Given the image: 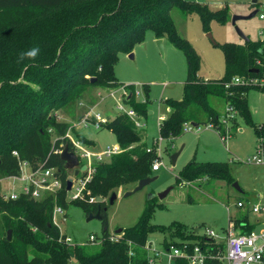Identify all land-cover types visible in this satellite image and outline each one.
Segmentation results:
<instances>
[{"label":"trees","instance_id":"16d2710c","mask_svg":"<svg viewBox=\"0 0 264 264\" xmlns=\"http://www.w3.org/2000/svg\"><path fill=\"white\" fill-rule=\"evenodd\" d=\"M173 6L186 13H198L206 29L210 19L224 22L228 17L227 5L211 9L195 0H0V175H18L19 163L25 160L32 169L55 167L60 178V186L54 193L39 198L24 193L4 198L0 192L4 226L11 229L9 238L7 232L0 235V264H148L145 243L153 230L164 233L166 248L188 240L190 246L198 243L217 250L219 245L211 237L198 233L195 227L179 221L167 226L153 224L150 206L145 207L133 225L122 227L116 240L110 239L105 198L120 186L151 176V164L156 157L154 150L146 149V130L137 128L124 113H116L113 120L104 123L114 132L120 150L94 162V170L83 188L87 198L101 195L104 200L75 199L87 215L100 206L101 237L65 242L59 238L60 229L52 221L54 206L67 208L71 202L66 189L70 175L59 151L60 143L67 140L62 136L70 124L57 119L55 112L68 101L80 98L89 85L107 88L122 85L113 73L117 54L130 52L133 43L143 39L146 27L157 38L166 33L170 42L183 50L187 60L182 97L163 100L171 111L159 122L161 135L174 138L186 120L193 123L213 120L218 123L221 135L230 134L238 122L233 115L228 118L229 126L220 123L223 113L211 102L212 97L219 96L253 126L257 138L264 136V123L252 120L246 98L247 90L255 86L231 82L234 76L264 78L261 42L249 39L245 44L226 43L224 74L216 78L197 74L199 55L176 30L170 15ZM34 47L39 48L35 59H19L21 53ZM228 81L229 86H225ZM143 86L144 99L133 94L125 98L140 117L147 116L149 111L148 86ZM128 87L133 89V83H128ZM74 135L91 144L85 135L78 132ZM196 178L234 181L227 161L192 159L176 175L177 182ZM240 215L236 226L242 231L250 230L255 224L247 219V213ZM171 236L176 239H170ZM172 261L189 264L184 257L176 256Z\"/></svg>","mask_w":264,"mask_h":264},{"label":"rangeland","instance_id":"374dc122","mask_svg":"<svg viewBox=\"0 0 264 264\" xmlns=\"http://www.w3.org/2000/svg\"><path fill=\"white\" fill-rule=\"evenodd\" d=\"M195 1L206 3L211 6H209L211 9L226 5L228 7L227 19L224 22L214 18L210 19L207 29L198 13H186L176 6L170 9L176 30L199 55L195 72L207 77H220L225 72L224 45L226 43L245 44V40L231 23V16L247 14L251 0ZM256 4V7L259 8L257 13L249 18L237 20L236 24L251 40L260 41L262 51H264V18L259 17V12H264V9L261 10L264 8V0H258ZM208 31L212 33L215 43L206 35ZM160 38L162 39V51L158 47L156 41L158 38L154 31L146 27L143 30V39L135 41L130 52L119 51L113 64V73L116 79L123 83H134L141 91L140 98L145 97L143 85L148 86V107L152 109V113H148L146 122L149 136L153 135L154 137L159 136L158 116L166 115V103L163 100L167 98L180 99L187 76V60L183 50L175 47L166 33ZM250 85L255 86L249 88L247 92L252 118L256 122L264 123V87H262L264 82ZM110 90L103 85H89L80 98L68 101L61 107L60 112L71 118L68 123L74 127L72 128L73 134L76 132L83 134L84 132L95 139L93 144L88 145V148L92 150H102L106 146H113L116 142L114 132L106 126L94 128L93 125H90L85 129L84 126L76 123L86 106L93 107L97 111H104L102 113L109 111L116 113L115 103L118 93L113 96L110 94ZM80 102L83 105L80 106ZM211 102L218 110L223 108L222 97L214 96L211 98ZM233 115H235L238 125L231 129L230 134L226 133L224 139L216 128L200 123L202 126L198 131L194 129L191 131L181 130L173 139L165 137L155 145L150 143L152 147L154 145L155 154L162 160L163 165L160 169L151 171L152 175H156V178L146 183L142 188L124 195L125 191L133 188L137 182L120 186L116 189L117 197L113 203H109L108 198H105L108 232L116 233L118 227L133 225L145 207L150 206L152 211L150 221L153 224L167 226L173 221H179L190 227H198L197 232L200 234L211 228L219 236H224L228 226L229 212L232 213L233 218L234 214L243 209L235 204L237 197L242 193L237 191L232 183L223 180L196 178L190 182H177L176 175L192 159L195 161H227L234 180L245 188H248L249 184L255 180L264 181V166L249 161L255 152L258 139L254 128L236 113ZM181 146L176 161L172 164L171 154ZM82 160L84 161L83 158ZM68 171L72 176V171ZM86 174L87 172L85 173L83 170L74 177L73 185L67 192V199L71 201L66 208L67 219L62 220L61 215H57V221L63 233L79 242L85 241L91 236L98 239L101 237L103 229L102 219L95 217L87 220L86 212L75 202V199L91 201L85 194H81L78 198H71L75 186ZM21 186L22 181L19 179L0 175V192L3 194L19 191ZM169 186L172 187L167 194L160 197L159 193ZM250 200L256 201L252 197ZM249 218H255V214L250 213ZM8 229L4 226L3 216L0 212V235L7 232ZM163 238H165L163 232L153 230L148 236V241L163 251L159 264H173L172 259L165 253L166 247ZM169 238L176 239L175 236Z\"/></svg>","mask_w":264,"mask_h":264},{"label":"built area","instance_id":"2783aa9c","mask_svg":"<svg viewBox=\"0 0 264 264\" xmlns=\"http://www.w3.org/2000/svg\"><path fill=\"white\" fill-rule=\"evenodd\" d=\"M259 16L264 17V12H259ZM231 80V82H241L247 84H260L262 81L264 82V78H258L254 76H234ZM229 84L230 82L228 81L225 83V86H229ZM133 87V89H130L128 87V83H123L118 87L110 88V94H113L114 96V94L118 93V99L115 103L117 113L126 114L131 120H133L135 126L139 128L144 126L145 122L141 120V117L137 114L135 108L125 101L129 91H131V95L133 94L137 99H144L139 97L141 91L134 83ZM224 110V113L220 115L219 119L220 123H222L224 127H227L229 126L230 122L228 118L233 116L235 109L232 108L231 105L226 104ZM106 120L107 116L103 115L101 111H97L93 107L86 106L84 111L79 116L76 124H81L80 126L84 127L93 125L94 128H100L104 126ZM203 124L204 126H212L218 131L220 129L218 123L216 125L213 120ZM201 126L202 125L200 123H193L189 120H186L182 124V130L191 131L194 129L198 131L201 129ZM72 128H74L73 125L68 127L67 131L62 136L67 140L64 142L62 141L60 145L63 147L64 144L67 143L69 148L77 154L80 164H86L85 170L87 171V174L85 177L80 179L79 183L75 186V191L71 195V198H78L81 196V194H83L85 182L89 179L91 172L94 170V162L107 159L111 154L118 152L120 150V146L118 144H114L113 146H106L102 150H92L88 148L89 144L83 142L72 133ZM221 137L226 138V135H221ZM164 138L165 137L159 133V136L153 137V143L151 142V144L155 145ZM154 145L152 147V145L148 144L146 148L147 151L155 150ZM61 149L62 148H59V151H61ZM15 152L16 151H14V153ZM249 161L257 164L264 163V136H258L255 152L251 155ZM162 165V160L156 156L151 164V168L152 170H158ZM19 166V174L12 175L11 177H15L22 181L21 189L19 191H10L7 194H3L4 198H16L21 193L28 194L34 198H39L45 194L54 193L60 186V178L57 174H55V167H38L32 169L25 160L20 161ZM89 199L93 201L95 200V197L90 196ZM236 206L247 209L253 213L264 215V201L253 202L249 199H238L236 201ZM58 214L61 215L62 220L67 219L66 208H63L60 205H55L53 208L52 221L59 227L57 221ZM241 223L244 224V221ZM202 234L211 237L212 239L218 237V233H216L211 228L206 229ZM59 238H63L65 242H73V238L70 235L63 233L61 229ZM117 238V232L111 233L110 239L116 240ZM90 239H94V237L91 236ZM180 241V245L171 244L168 248H166L165 253L169 258L173 259L176 256L184 257L187 259L189 264H264V218H259L256 220V226L252 227L250 230L242 231L241 229L237 228L234 219H232L231 216L226 228L224 247L223 249H217L215 252L208 247L203 248L198 243L190 246V242L188 240ZM145 248L148 253V264H159L160 255L163 253V251L154 247L151 241L148 240L145 243ZM129 253L131 254L132 252L130 251ZM212 260L214 261L213 263Z\"/></svg>","mask_w":264,"mask_h":264},{"label":"water","instance_id":"95a60500","mask_svg":"<svg viewBox=\"0 0 264 264\" xmlns=\"http://www.w3.org/2000/svg\"><path fill=\"white\" fill-rule=\"evenodd\" d=\"M257 1L258 0H251V2L249 4V12L247 14H233L231 16V23L234 25L235 30L237 31V33L245 41L249 40L250 38L248 37V35L240 27H238V25L236 24V21L239 20V19H243V18H249V17L255 15L257 13V11L259 10V8L256 7ZM206 35L215 43V40H214V38L212 36V33L210 31H208L206 33ZM156 41H157L159 49L162 51V39L159 37ZM130 56H132V54H130ZM251 70L256 71L257 68H252ZM90 80L91 81L95 80V77H91ZM130 95H131V91H129V94L127 95L126 99H128L130 97ZM106 116H107L108 121H111V120H113L116 117V113L108 112V113H106ZM181 148H182V146L178 150L174 151L171 154V162H172V164L175 163L176 158H177ZM60 156L65 161V167L68 170L72 171V176H69L67 178V180H66V182H67L66 183V189L68 191L72 187V183H73L74 177H76L81 171L86 169V164H84V163L80 164V161H79V158H78L77 154L73 150H71L69 148V145L67 143H65L64 146L62 147V149L60 151ZM154 178H156V175H151V176H146V177L140 178L137 181V183L134 185L133 188L128 189V190L125 191L124 195L131 194L132 192L142 188L146 183L150 182ZM232 186L237 191H242V188H241L240 184L238 183V181L234 180L232 182ZM171 187L172 186H169L166 189H164L163 191H161L159 193V196L160 197L165 196L167 194V192L170 190ZM116 197H117V192L116 191H112L110 196L108 197L109 203H113ZM95 200L100 202V201L104 200V198L101 195H96L95 196ZM104 208L106 209V207H104ZM95 217L96 218H100V219L102 217V215L100 213V206H98V209H97V211L95 213H92V212L89 213L87 215L86 219L89 220L90 218H95ZM121 229H122V227H118L115 232L118 233V232L121 231ZM10 230L11 229H8V231H7L8 238L10 237ZM195 230H198V227H195Z\"/></svg>","mask_w":264,"mask_h":264},{"label":"crops","instance_id":"0c3cea01","mask_svg":"<svg viewBox=\"0 0 264 264\" xmlns=\"http://www.w3.org/2000/svg\"><path fill=\"white\" fill-rule=\"evenodd\" d=\"M208 6H210V5H208ZM211 7V6H210ZM260 17V16H259ZM260 18H264V17H260ZM249 91V89L247 90V92ZM247 92H246V98H247V101H248V97H247ZM224 100V99H223ZM80 104V106L81 105H83V103H79ZM224 105H225V102H224ZM224 105H223V108L221 109V110H218V111H220V113H222L223 112V110H224ZM250 107V106H249ZM85 109V108H84ZM165 109H166V115H163V114H160L159 116H158V119L160 120V119H162L163 117H166L168 114H169V112L171 111V108H170V106L169 105H165ZM250 110H251V108H250ZM61 108L60 109H58L56 112H55V114H56V117H57V119H59V120H63V121H66V122H70L71 121V118L70 117H67V115L66 116H64V114H62L61 112ZM102 112H104V111H102ZM109 112H112V111H109ZM61 113V114H60ZM117 113V112H116ZM148 113H152V109H149V111H148ZM103 115H106V113H102ZM250 114H251V112H250ZM60 115H62V116H60ZM163 115V116H162ZM148 116V115H147ZM147 116H145V117H141V120L142 121H144L145 122V125L144 126H142V128H144L145 130H146V142L148 143V144H150L151 142H152V139H153V135H151V136H149V132H148V128H147V120H148V118H147ZM160 117H162V118H160ZM251 117H252V115H251ZM252 120L254 121V122H256L253 118H252ZM159 123V122H158ZM256 123H259V122H256ZM89 126H87V127H83V128H85V129H87ZM76 129H78V128H76ZM83 135H85L90 141H91V144H93L94 142H95V139L93 138V137H91L90 135H87V134H85L84 132H83ZM151 137V138H150ZM150 139V140H149ZM224 139V138H223ZM91 144H89V145H91ZM114 144H118L117 142H115ZM255 148H256V145H255ZM254 164H257V163H254ZM257 165H259V164H257ZM260 165H263L264 166V163H262V164H260ZM240 184V183H239ZM241 186V188H242V191H239L240 193H242V195H240V196H238L237 197V199H236V201L238 200V199H249L250 200V197H252V199H254V200H256V201H253V202H257V201H264V181H260L259 179L258 180H255V182H253L252 184H249V186H248V188H245L244 186H242V185H240ZM235 204H236V202H235ZM244 209V208H243ZM241 209V210H239L238 211V213L237 214H234L233 216V218L232 219H234V222H235V225H236V218L238 217L239 219H240V217H241V215L240 214H244V213H247V219H249V221H251V222H253L255 225L254 226H256V220H258L259 218H264V215H262V214H257V213H254L255 214V218H253V219H250L249 218V214L250 213H253V212H250V211H248L247 209ZM232 216V213L231 212H229V214H228V221H229V218ZM253 226V227H254ZM261 226V225H260ZM237 228L238 229H240V226H237ZM224 240H225V235L224 236H219L218 235V237L217 238H215V239H213V241H214V243L216 244V245H219V246H217V249H223V247H224ZM213 246V245H212Z\"/></svg>","mask_w":264,"mask_h":264},{"label":"clouds","instance_id":"9594fccd","mask_svg":"<svg viewBox=\"0 0 264 264\" xmlns=\"http://www.w3.org/2000/svg\"><path fill=\"white\" fill-rule=\"evenodd\" d=\"M38 54H39V48L34 47L24 53H21L19 59L21 60L24 58L35 59Z\"/></svg>","mask_w":264,"mask_h":264}]
</instances>
